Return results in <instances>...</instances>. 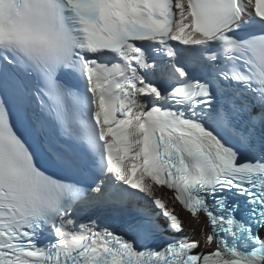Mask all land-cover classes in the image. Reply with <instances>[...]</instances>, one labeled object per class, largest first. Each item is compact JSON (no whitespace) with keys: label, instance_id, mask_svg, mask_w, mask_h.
<instances>
[{"label":"snow or ice","instance_id":"6c2138e0","mask_svg":"<svg viewBox=\"0 0 264 264\" xmlns=\"http://www.w3.org/2000/svg\"><path fill=\"white\" fill-rule=\"evenodd\" d=\"M0 264H264V0H0Z\"/></svg>","mask_w":264,"mask_h":264}]
</instances>
